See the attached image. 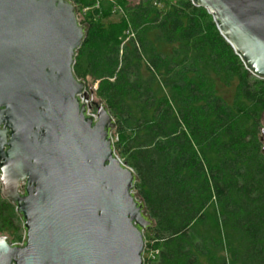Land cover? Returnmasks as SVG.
Returning a JSON list of instances; mask_svg holds the SVG:
<instances>
[{
	"label": "trees",
	"instance_id": "obj_1",
	"mask_svg": "<svg viewBox=\"0 0 264 264\" xmlns=\"http://www.w3.org/2000/svg\"><path fill=\"white\" fill-rule=\"evenodd\" d=\"M69 1L87 10L73 73L96 86L153 223L143 264H264V80L190 1L117 2L115 23L107 0ZM21 231L0 197V235Z\"/></svg>",
	"mask_w": 264,
	"mask_h": 264
},
{
	"label": "water",
	"instance_id": "obj_2",
	"mask_svg": "<svg viewBox=\"0 0 264 264\" xmlns=\"http://www.w3.org/2000/svg\"><path fill=\"white\" fill-rule=\"evenodd\" d=\"M185 1L264 80V0ZM86 30L69 0H0V186L25 232L23 246L0 237V264H143L153 223L113 118L73 73ZM260 142L264 155V123Z\"/></svg>",
	"mask_w": 264,
	"mask_h": 264
},
{
	"label": "rangeland",
	"instance_id": "obj_3",
	"mask_svg": "<svg viewBox=\"0 0 264 264\" xmlns=\"http://www.w3.org/2000/svg\"><path fill=\"white\" fill-rule=\"evenodd\" d=\"M111 5H113V9H112V12H111V17L107 20H105L106 22H110V23H115L117 22L122 16H123V9L121 8V6L117 3V2H125V6L126 7H129V6H134L136 5L139 0H107ZM162 2H165V3H172L174 0H161ZM116 3V4H115ZM98 6V4H97ZM96 6V7H97ZM87 10H80L79 13H78V20H82L86 14ZM79 21V22H80ZM88 84L92 90V93L93 95L96 97V94H95V90H96V86L93 85L90 81H88ZM88 92V91H87ZM97 101L99 102L98 98L96 97ZM92 113H94V111L92 110ZM144 235L145 236H148V233L147 231L144 232ZM20 240H15L11 235L9 234H2L0 235V237H5L8 239V241L11 243V244H21V242L23 241V238H24V232L21 231L20 233ZM144 258H145V255H144Z\"/></svg>",
	"mask_w": 264,
	"mask_h": 264
},
{
	"label": "flooded vegetation",
	"instance_id": "obj_4",
	"mask_svg": "<svg viewBox=\"0 0 264 264\" xmlns=\"http://www.w3.org/2000/svg\"><path fill=\"white\" fill-rule=\"evenodd\" d=\"M6 150V149H5ZM25 187H26V184L25 182H21L19 181L18 184H17V188H16V192L18 195H20L21 197H24L25 196ZM0 197L2 198V200H4L5 202H7L9 205L13 206L14 207V210L16 212V206L15 204L11 203V201H9L8 199H4L3 196L1 195V186H0ZM16 214L18 216H20L17 212ZM21 217V216H20ZM25 233V232H24ZM24 241V239H23ZM23 241L21 242V244H11L9 242L10 245H16V246H23Z\"/></svg>",
	"mask_w": 264,
	"mask_h": 264
},
{
	"label": "built area",
	"instance_id": "obj_5",
	"mask_svg": "<svg viewBox=\"0 0 264 264\" xmlns=\"http://www.w3.org/2000/svg\"><path fill=\"white\" fill-rule=\"evenodd\" d=\"M91 114L94 115V113L91 112ZM145 251V250H144ZM144 255H145V252L143 253V259H144ZM145 257L148 259V258H151L152 257V254H149V255H145Z\"/></svg>",
	"mask_w": 264,
	"mask_h": 264
}]
</instances>
